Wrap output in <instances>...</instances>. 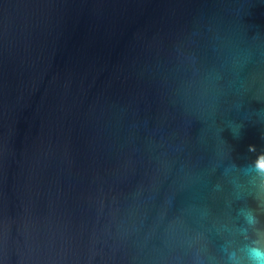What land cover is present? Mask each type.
Returning <instances> with one entry per match:
<instances>
[{
	"label": "water",
	"instance_id": "water-1",
	"mask_svg": "<svg viewBox=\"0 0 264 264\" xmlns=\"http://www.w3.org/2000/svg\"><path fill=\"white\" fill-rule=\"evenodd\" d=\"M258 160L264 0H0V264H247Z\"/></svg>",
	"mask_w": 264,
	"mask_h": 264
},
{
	"label": "clouds",
	"instance_id": "clouds-1",
	"mask_svg": "<svg viewBox=\"0 0 264 264\" xmlns=\"http://www.w3.org/2000/svg\"><path fill=\"white\" fill-rule=\"evenodd\" d=\"M254 150V148H250V151ZM257 170L264 171L259 169V160L257 161ZM217 187H219V185H217ZM260 188L264 190V185H261ZM239 214L243 216L244 220L249 225H255L259 222L251 209L241 208ZM244 250L247 255V264H264V246H261L259 241H253V243L246 246ZM229 259L233 264H241V261L235 258V254H232Z\"/></svg>",
	"mask_w": 264,
	"mask_h": 264
}]
</instances>
